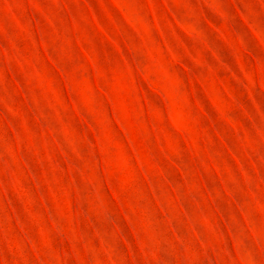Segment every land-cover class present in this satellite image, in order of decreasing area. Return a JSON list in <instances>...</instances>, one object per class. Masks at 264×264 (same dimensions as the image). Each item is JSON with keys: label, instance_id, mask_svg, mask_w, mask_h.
Wrapping results in <instances>:
<instances>
[{"label": "rangeland", "instance_id": "374dc122", "mask_svg": "<svg viewBox=\"0 0 264 264\" xmlns=\"http://www.w3.org/2000/svg\"><path fill=\"white\" fill-rule=\"evenodd\" d=\"M0 264H264V0H0Z\"/></svg>", "mask_w": 264, "mask_h": 264}]
</instances>
